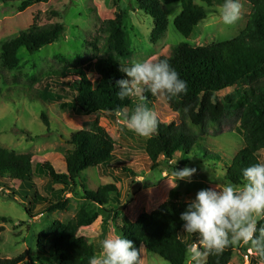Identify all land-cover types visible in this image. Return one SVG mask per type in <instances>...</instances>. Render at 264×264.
I'll use <instances>...</instances> for the list:
<instances>
[{
	"label": "rangeland",
	"instance_id": "rangeland-1",
	"mask_svg": "<svg viewBox=\"0 0 264 264\" xmlns=\"http://www.w3.org/2000/svg\"><path fill=\"white\" fill-rule=\"evenodd\" d=\"M239 3L240 16L233 25H224L219 18L222 5L205 8L206 19L194 28L188 39L179 35L173 27V21L181 10L180 4L167 6L164 8L168 18L167 32L156 43L150 39L152 20L138 10L137 0H48L24 11L18 10V2L0 4V49L2 44L14 40L30 28L42 29L54 24L63 26L56 40L38 52L31 55L20 50L17 54L19 64L15 69L5 70L0 63V147L18 155H31L32 166L48 162L56 173L63 174L64 159L71 150L68 144L70 136L95 128L98 134L115 145L114 160L109 166L85 170L81 177L90 191L113 185L119 204L96 206L83 198L80 186H69L63 197L67 201L66 209L47 213L45 203L54 201L51 192L61 190V186L51 188L48 179L38 174L33 175L29 186H21L18 181L2 175L0 216L10 221L0 222V259L17 258L28 251L22 264H43L35 247L39 233L55 221L71 223L82 209L90 217L86 222L84 220L78 235L85 237L98 255L101 241L118 235L115 230L119 224V219L115 221L116 210H122L124 216L134 222L140 214L150 213L164 203H189L199 190L223 186L218 180L223 170L214 168L216 164L222 166L216 161V156L228 163L244 147L242 138L236 133L238 122L234 116L227 115L219 124L205 128L201 134V131L194 130L200 136L199 153L203 156L200 158L195 153L184 156L178 151L168 165L178 170L195 168L196 172L190 182L188 179L177 180L169 172L170 169H165L162 159V167L152 171L146 156L157 134L171 126L174 130L189 128L184 118L169 109L163 96H154L151 108L157 113V132L145 138L128 130L126 121L120 116L112 120L104 114H76L69 107L75 95L71 86L76 78L64 79V86L60 84L61 87L55 85V80L73 67L85 69L89 61L103 55L105 35L101 30L108 20L121 19L125 45L132 54L131 65L145 59L156 62L159 57H167L171 49L180 43L198 48L234 39L244 29L251 11L245 1L239 0ZM86 73L91 81L96 78L92 71ZM239 88L226 89L217 94V99L232 96ZM41 115L46 116L47 124L42 121ZM209 154L215 156L208 158ZM258 158L260 163H264V152H260ZM123 167L130 169L136 177H124L120 172ZM34 204L35 208L30 209L31 215L28 216L25 209L32 208ZM180 240L189 248L196 237L183 230ZM232 247L229 264H264V258L254 251L251 244ZM205 262L206 253L201 256L200 264ZM140 264L167 263L142 249Z\"/></svg>",
	"mask_w": 264,
	"mask_h": 264
},
{
	"label": "trees",
	"instance_id": "trees-1",
	"mask_svg": "<svg viewBox=\"0 0 264 264\" xmlns=\"http://www.w3.org/2000/svg\"><path fill=\"white\" fill-rule=\"evenodd\" d=\"M48 0H0L1 5L18 2V10L24 11L35 4L46 3ZM251 7L244 29L232 40L208 47L193 48L180 43L172 48L170 54L159 57L156 62L166 60L174 68L181 79L187 82V94L177 98H164L169 109L184 118L189 128L174 130L169 127L157 134L155 141L146 151L151 170L156 171L164 164L165 169L174 168L168 163L179 151L184 156L195 153L201 158L199 147L200 136L194 130L202 131L207 127L219 124L227 115L234 116L238 122L236 133L242 138L244 147L228 162L218 156L216 161L222 164L214 168L223 170L218 177L219 182L242 185V169L260 163L258 154L264 152V0H243ZM138 10L152 20L150 39L156 43L167 32L168 18L164 8L180 4L181 10L173 21V27L183 38H190L195 27L207 17L205 8L223 5L224 0H137ZM63 31L61 24H54L42 29L30 28L14 40L4 43L0 49V63L5 70L15 69L18 64L17 54L25 50L29 54L38 52L52 44ZM102 33L105 35L100 58L89 61L85 69L71 68L59 75L55 85L62 84L64 79L75 77L71 87L75 95L70 108L76 114L89 116L104 114L112 120L116 116L123 118L124 113L131 114L138 104L152 108L154 95L143 92L141 96L117 98L116 81L125 78L122 67L131 66V52L125 45V34L121 28V19L108 20L103 23ZM98 53L97 48L92 45ZM86 71H92L96 78L91 81ZM236 89L232 96L217 99V94L226 89ZM45 89V92H47ZM47 124L45 115H41ZM192 132H190V130ZM71 150L66 153L65 173H56L48 162L36 163L32 166L31 155H18L0 147V177L5 175L21 186L28 185L34 174L48 179L49 186H61V190L51 192L53 202H47V213L64 211L67 201L63 197L69 186H80L83 198L96 206L119 205L116 198L117 190L113 185L99 187L90 191L82 179V173L90 168L109 166L114 160L115 145L97 133L79 131L68 140ZM212 154L207 157L210 158ZM207 159V158H206ZM208 164V163H206ZM121 174L127 178L136 175L128 168H121ZM9 187V186H7ZM113 195V196H112ZM35 198H38L35 195ZM41 201L42 199L39 198ZM188 203L167 202L150 213H142L132 222L124 216L122 210H116V233L134 242L141 250L158 256L167 264H186L188 247L180 240L183 231L180 214ZM32 208L25 209L28 216ZM90 215L82 209L79 215L69 224L58 221L39 233L35 247L43 264L55 261V264H89L95 255L93 245L78 231ZM85 220V222H84ZM9 218L1 217L0 222L8 223ZM264 226V219L257 228ZM50 251L49 252L47 251ZM233 247H227L221 253H206L205 264H229ZM255 251V249H254ZM256 252V251H255ZM47 253V255H46ZM257 253V252H256ZM264 258V255L257 253ZM28 251L17 258L0 259V264H22ZM46 256V259H45ZM51 261V262H50Z\"/></svg>",
	"mask_w": 264,
	"mask_h": 264
},
{
	"label": "clouds",
	"instance_id": "clouds-1",
	"mask_svg": "<svg viewBox=\"0 0 264 264\" xmlns=\"http://www.w3.org/2000/svg\"><path fill=\"white\" fill-rule=\"evenodd\" d=\"M239 0H224L219 18L224 25H233L240 16ZM125 78L116 81L117 98L121 101L150 92L168 99L187 94V82L166 61L143 60L122 67ZM128 130L150 138L158 129L157 113L138 104L129 114L124 113ZM195 168L174 170L177 180L188 179ZM242 185L226 183L201 189L180 214L184 232L196 237L187 249V264H200L205 253H221L236 244L251 246L264 255V226L257 228L264 219V163H256L242 169ZM175 187L176 185H172ZM141 249L122 235L101 241L98 255L89 259V264H140Z\"/></svg>",
	"mask_w": 264,
	"mask_h": 264
}]
</instances>
